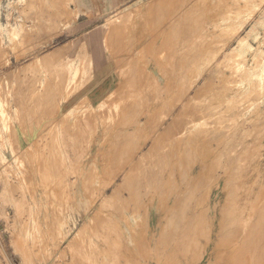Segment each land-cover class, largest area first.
Listing matches in <instances>:
<instances>
[{
	"label": "rangeland",
	"instance_id": "obj_1",
	"mask_svg": "<svg viewBox=\"0 0 264 264\" xmlns=\"http://www.w3.org/2000/svg\"><path fill=\"white\" fill-rule=\"evenodd\" d=\"M170 1L0 0V264H223L237 223L242 254L264 241V0ZM76 196L92 223L63 239Z\"/></svg>",
	"mask_w": 264,
	"mask_h": 264
},
{
	"label": "bare ground",
	"instance_id": "obj_2",
	"mask_svg": "<svg viewBox=\"0 0 264 264\" xmlns=\"http://www.w3.org/2000/svg\"><path fill=\"white\" fill-rule=\"evenodd\" d=\"M173 1V0H172ZM172 1H170V2H172ZM183 1V0H182ZM185 1V0H184ZM161 2V1H160ZM30 3H31V1H30ZM167 3V2H166ZM183 3V2H182ZM182 3H181V6H182ZM185 3V2H184ZM30 5V4H29ZM162 5V4H161ZM166 5V4H165ZM148 6V5H147ZM163 6V5H162ZM174 6V5H173ZM139 7V6H138ZM169 7V6H168ZM177 9V8H176ZM181 9V8H180ZM147 10V9H146ZM151 10V9H150ZM165 10V9H164ZM167 10V9H166ZM153 11V10H152ZM174 11V10H173ZM139 12V11H138ZM160 12V11H159ZM168 12V11H167ZM162 13H163V11H162ZM168 14V13H167ZM175 14V13H174ZM155 15V17H156V14H154ZM162 16V15H161ZM160 16V17H161ZM171 16V15H170ZM169 16V17H170ZM175 16V15H174ZM163 17V16H162ZM42 19V18H41ZM49 19V18H48ZM153 19V18H152ZM47 20V19H46ZM58 20V19H57ZM155 21H156V19H154ZM48 21V20H47ZM168 21V20H167ZM172 22V21H171ZM156 23V22H155ZM159 23H160V21H159ZM52 24V23H51ZM53 25V24H52ZM51 25V26H52ZM155 25V24H154ZM160 25V24H159ZM44 26V25H43ZM55 26V29H54V27H53V30L54 31H56L57 30V28H56V25H54ZM70 27H72V25L70 26ZM163 27V26H162ZM172 27V26H171ZM155 28V27H154ZM51 29V28H50ZM161 29V28H160ZM52 30V31H53ZM153 30V29H152ZM156 31V30H155ZM174 31V30H173ZM108 32H110V31H108ZM152 32V31H151ZM160 33V32H159ZM34 34V33H33ZM153 34V33H152ZM57 35V33L55 32H52L51 34H50V38L47 40V42H50L51 41V39L54 37V36H56ZM157 35V34H156ZM152 37V36H151ZM154 37H156V36H154ZM153 39V38H152ZM155 39V38H154ZM167 39V38H166ZM19 41V40H18ZM94 41H96V40H94ZM101 42V41H100ZM102 42H105L104 40L102 41ZM148 42V41H147ZM169 42V41H168ZM150 43H151V41H150ZM72 44V43H71ZM107 44V43H106ZM149 44V43H148ZM163 44V43H162ZM44 45V44H43ZM91 45V44H90ZM104 45H105V43H104ZM66 46L67 45H65L64 47H62L61 49L59 48V52L57 51V53H58V55H59V57H66V55L68 54V52H70V51H75L76 50V48H75V46L73 45L72 47H71V49H69V48H66ZM155 46V45H154ZM106 47V46H105ZM104 47V48H105ZM149 47H152V44H151V46L149 45ZM89 48H91V46H89ZM108 48H109V46H108ZM108 48H106L107 49V52H108ZM106 49H105V51H106ZM112 49V48H111ZM111 49H109V51L111 50ZM58 50V49H57ZM150 50V49H149ZM72 53V52H71ZM106 53V52H105ZM53 54V53H52ZM56 56V55H55ZM68 56V55H67ZM39 57V56H38ZM52 57V56H51ZM69 57V56H68ZM58 58V57H57ZM46 60V59H45ZM44 60V61H45ZM53 62V61H52ZM46 68V67H45ZM64 68V67H63ZM61 69V68H60ZM59 70V69H58ZM65 70V69H64ZM52 73V72H51ZM65 73V72H64ZM57 74V73H56ZM61 74V73H60ZM4 78V77H3ZM9 78V77H8ZM67 78V77H66ZM1 79V78H0ZM68 79V78H67ZM59 80V79H58ZM7 81V80H6ZM5 81V82H6ZM65 82V80H61V84H63L64 82ZM210 81V80H209ZM0 82H2V80L0 81ZM213 82V81H212ZM2 83H4V82H2ZM49 83V82H48ZM4 85V84H3ZM35 85H36V83H35ZM5 86V85H4ZM31 86V85H30ZM61 87V86H60ZM5 88V87H4ZM1 90V89H0ZM2 90H4V89H2ZM58 91H59V89H58ZM7 92V91H6ZM51 92H54V91H51ZM59 92H61V91H59ZM4 93V92H3ZM8 93V92H7ZM58 93V92H57ZM9 94V93H8ZM55 94V93H54ZM53 94V95H54ZM60 95V94H59ZM68 95V94H67ZM5 96V95H4ZM49 96V95H48ZM47 96V97H48ZM58 96V95H57ZM54 98V97H53ZM60 98V97H59ZM1 99V98H0ZM2 99H4V98H2ZM17 103V102H16ZM5 104V103H4ZM6 105V104H5ZM4 105V106H5ZM51 105V104H50ZM35 106V105H34ZM52 106V105H51ZM44 107V106H43ZM42 107V108H43ZM2 108V107H1ZM41 108V107H40ZM206 108V107H205ZM231 109V108H230ZM200 110V109H199ZM21 111V110H20ZM32 111V110H31ZM196 111H197V109H196ZM231 112V111H230ZM229 112V113H230ZM4 114V113H3ZM208 114H210V113H208ZM232 114V113H231ZM2 115V114H1ZM4 116V115H3ZM18 116V115H17ZM207 116V115H206ZM6 117V116H5ZM4 117V118H5ZM209 117V116H208ZM231 118V117H230ZM6 119V118H5ZM185 119V118H184ZM188 119V118H187ZM197 119V118H196ZM196 121V120H195ZM215 121V120H214ZM213 122V121H212ZM45 126V125H44ZM169 126H171V124L170 125H168L167 127H169ZM216 126V125H215ZM192 129V128H191ZM167 130V129H166ZM168 130H170V128L168 129ZM167 130V131H168ZM165 131V130H164ZM166 131V132H167ZM155 132V131H154ZM176 132V131H175ZM153 134V133H152ZM157 134V133H156ZM198 134V133H197ZM203 134V133H202ZM11 135V134H10ZM141 135V134H140ZM150 135H151V133H150ZM173 135V134H172ZM153 136V135H152ZM159 136V135H158ZM157 137V136H156ZM160 137V136H159ZM217 137H218V135H217ZM158 138V137H157ZM157 138H155V139H157ZM153 139V138H152ZM171 140V139H170ZM178 141V140H177ZM194 141V140H193ZM152 143H154L155 144V142H152ZM179 143V142H178ZM177 143V144H178ZM190 143V142H189ZM154 144H152V146L154 145ZM36 148V147H35ZM37 150V149H36ZM30 151V150H29ZM35 152H38V151H35ZM120 152V151H119ZM39 154V153H38ZM187 155V154H186ZM30 158V157H29ZM32 158V157H31ZM42 160V159H41ZM29 162L31 161V160H28ZM30 163H32V162H30ZM30 163H29V165H30ZM39 163V162H38ZM136 165V164H135ZM188 165H189V163H188ZM231 165V164H230ZM42 167V166H41ZM127 167V166H126ZM187 167V166H186ZM237 167H238V165H237ZM94 169H96L97 167L95 166V167H93ZM123 168L124 167H122L121 169H122V171H125V169L123 170ZM131 168V165L129 166V168H127V169H130ZM188 169V168H187ZM40 170V169H39ZM189 170V169H188ZM236 170V169H235ZM234 170V172H236ZM130 172H131V170H130ZM232 172V171H231ZM241 172V171H240ZM238 173V172H237ZM245 173V172H244ZM129 174L130 173H128V175L127 176H129ZM26 180H27V178H26ZM28 181V180H27ZM27 183V182H26ZM239 183V182H238ZM234 187V186H233ZM240 189V188H239ZM239 191V190H238ZM240 192V191H239ZM237 195V194H236ZM236 195H234V196H236ZM78 196H80V195H78ZM154 196V195H153ZM187 198V197H186ZM182 199H184V198H182ZM186 201H187V199H185ZM182 201V200H181ZM185 201V202H186ZM185 205H187V204H185ZM36 206V205H35ZM83 208H84V203H83V201H82V198L81 197H75L74 199H73V201H72V205H71V207L70 206H68V210H67V213L68 214H70V219L69 218H67V223H65L66 221L65 220H61V222L59 223V225H58V234L60 235V236H62V238L64 239V238H66L70 233H72V230H73V228L76 226V222H77V214L79 213V215L81 216L80 218L81 219H83V220H86V222L83 224V226L84 225H87V224H91L92 223V218H84V215H86L85 214V211H83ZM224 209H226V208H224ZM62 211H63V209H62ZM99 211L101 212V210L99 209V210H97L96 211V213H99ZM222 211V210H221ZM262 211V210H261ZM263 214V213H262ZM95 216H97L98 214H94ZM255 215V214H254ZM260 215V216H259ZM258 215V217H257V221H260V219L262 218L261 216V214H259ZM36 217V216H35ZM111 217V216H110ZM261 217V218H260ZM97 218H100L99 216L97 217ZM148 219H149V217H147ZM233 219V218H232ZM239 219V218H238ZM225 220V219H224ZM230 220V219H229ZM228 220V221H229ZM249 220V219H248ZM264 220V219H263ZM227 219H226V222L223 224L224 225V227H223V229H221V231L222 232H225V230L227 229ZM231 221V220H230ZM188 222V221H187ZM190 222V225H192V223H191V221H189ZM261 222V221H260ZM231 223V222H230ZM234 223H237V222H234ZM251 223V222H250ZM121 224H123V223H121ZM238 224V223H237ZM237 224H232V225H234V227L232 226V228H234L233 230H232V228H231V230L228 228V231L230 230V233H223V234H221L220 233V235H222V236H224V237H220L219 238V240L221 239L222 241L221 242H223V243H225L224 245L225 246H222V247H227L226 248V250H225V253H226V255H227V257H226V261H224V263L223 264H264V241L262 242L261 240L259 241V242H262L261 244H258V245H260V246H258L257 248H255V250H253V253L251 254V255H244V254H242V252L244 251V250H247V249H249L251 246H250V244H249V242H250V240H249V238H250V236L252 235V234H254V233H257V232H255V230H256V228L253 230L252 229V231L250 230V234H246L245 232L243 233V232H241L240 230H241V228H238L239 230H236L235 228H237V227H239V226H237ZM260 224V223H259ZM189 225V224H188ZM188 225H186L185 227H187L188 228V230L186 229V233H187V231H189V227H188ZM229 225V224H228ZM128 226V225H127ZM127 226L125 225V227H124V225L123 226H121L120 224H119V226L118 227H116V229L117 228H120V229H122L123 228V233H119V235H122L123 234V236H126L127 238H125V244H126V246L128 245V244H130L129 246H132L133 244H135L134 242H133V240H132V236L134 235V231L135 230H132L131 229V231L127 228ZM241 226V225H240ZM250 226V225H249ZM261 226V225H260ZM257 227V226H256ZM190 228H191V226H190ZM107 229V227L105 228V230ZM208 228H206V230H207ZM262 230H260L261 231V233H260V235H261V238H262V240H264V226H262V228H261ZM109 230V229H108ZM193 230H194V228H193ZM110 231H112V229L110 230ZM174 231V230H173ZM172 231V232H173ZM176 231V230H175ZM174 231V232H175ZM181 231V230H180ZM207 231H209V230H207ZM206 231V232H207ZM237 231H238V233H237ZM259 231V232H260ZM184 232V231H183ZM184 232V233H185ZM232 232H233V234H232ZM105 233V232H104ZM107 233V232H106ZM111 233V232H110ZM192 233H194V232H192ZM108 234V233H107ZM161 234V233H160ZM161 235H163V234H161ZM164 235L166 236V234H165V232H164ZM182 235V234H181ZM189 235V234H188ZM201 235V234H200ZM77 236H78V234H75V236L73 237V242L76 240V238H77ZM186 236V235H185ZM107 237V236H106ZM180 237V236H179ZM189 237V236H188ZM151 238V237H150ZM161 238V237H160ZM171 238V240H173V238H174V236H172V237H170ZM243 238V239H242ZM108 239V238H107ZM110 239V238H109ZM165 239V238H164ZM191 239V238H190ZM210 239V238H209ZM258 239H260V238H258ZM71 240V241H72ZM171 240H170V242H171ZM179 240V239H178ZM177 240V241H178ZM181 241H183V239L181 238L180 239ZM179 240V241H180ZM207 240H208V238H207ZM218 240V241H219ZM185 241V240H184ZM257 241V240H256ZM168 242V241H167ZM169 242V243H170ZM177 243V242H176ZM208 243H210V242H208ZM183 245L185 244V243H182ZM187 245H189V242L188 243H186ZM186 244L184 245V246H186ZM171 245V244H170ZM181 244H179V246H180ZM256 245V244H255ZM108 246V245H107ZM163 246V245H162ZM168 246H169V244H168ZM108 248V247H107ZM224 248V249H225ZM184 249H185V247H184ZM188 249H189V246H188ZM219 250L217 249L216 250V252H218ZM215 257H216V255H215Z\"/></svg>",
	"mask_w": 264,
	"mask_h": 264
},
{
	"label": "crops",
	"instance_id": "obj_3",
	"mask_svg": "<svg viewBox=\"0 0 264 264\" xmlns=\"http://www.w3.org/2000/svg\"><path fill=\"white\" fill-rule=\"evenodd\" d=\"M131 0H125V2H130ZM115 2V0H110V2L108 4L112 5ZM126 4V3H125ZM141 4V3H140ZM120 5V3H119ZM124 5V4H123ZM147 15L144 14V16ZM76 32L79 34L80 32V28H78L77 23H75V25L73 26V31L72 34H76ZM79 37V35H78ZM77 37H73V40H77ZM103 51L100 48L99 44L94 43L92 44L91 47V52H90V60L87 58L88 61V65L91 69V74H92V78L95 81H100L104 78L105 76V56H103ZM107 60V57H106Z\"/></svg>",
	"mask_w": 264,
	"mask_h": 264
}]
</instances>
